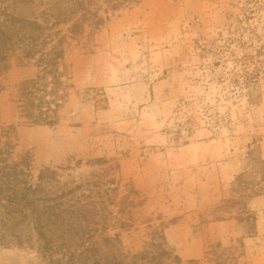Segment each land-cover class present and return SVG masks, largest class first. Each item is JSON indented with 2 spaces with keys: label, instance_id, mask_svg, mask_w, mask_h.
I'll return each instance as SVG.
<instances>
[{
  "label": "rangeland",
  "instance_id": "obj_1",
  "mask_svg": "<svg viewBox=\"0 0 264 264\" xmlns=\"http://www.w3.org/2000/svg\"><path fill=\"white\" fill-rule=\"evenodd\" d=\"M34 1L22 16L56 3ZM85 1L103 22L77 36L56 27L74 85L59 124L20 118L21 83L38 69L13 56L1 82V145L11 143L12 161L32 155V183L44 167L58 170L54 190L99 175L115 180V219L105 232L113 242L101 245L104 255L142 252L159 231L182 264H264V192L237 191L236 181L243 174L264 186L253 161L264 160V0H130L116 11ZM132 186L136 207L121 228L118 208ZM90 189L73 197L103 198ZM248 212L254 231L240 222ZM17 233L19 240L2 242L0 232V264H46L33 224Z\"/></svg>",
  "mask_w": 264,
  "mask_h": 264
},
{
  "label": "trees",
  "instance_id": "obj_2",
  "mask_svg": "<svg viewBox=\"0 0 264 264\" xmlns=\"http://www.w3.org/2000/svg\"><path fill=\"white\" fill-rule=\"evenodd\" d=\"M104 1L106 10L116 11L130 0ZM34 2L0 0V93L2 79L9 70V62L13 56L21 62H34L38 69L37 74L21 83L18 99L20 118L27 120L31 125L54 127L60 122V111L67 101L68 90L74 87L71 83L70 68L66 63L67 39L62 30L56 27L65 24L68 26V33L77 36L84 32L85 24L96 26L104 19L89 8L91 1L85 0H56L55 4L37 11V17L22 16V6L30 5L32 9ZM13 127L14 125L9 130ZM11 146L8 141L3 145L0 143L2 242L10 238L19 240L17 230L23 223L31 222L37 232L39 252L47 259L46 264L183 263L181 257L167 247L164 232L159 231H155L151 244L142 252L128 253L121 258L116 255H104L101 245L108 246L113 242L105 232L115 219L113 212L109 210L110 205L116 204L115 197L119 193L115 180L108 178L103 183L106 175H99L96 180L85 183V186L74 183L70 187L64 184L58 185L54 190L51 185L60 183L59 172L44 167L39 171L37 183H32L35 179L31 170L32 155L27 152L18 161H12ZM253 161L264 169V160L253 158ZM95 162L107 161L99 159ZM236 181L237 191H244L245 194L251 192L252 195L264 192V186L246 181L243 174L239 175ZM260 181L264 182V175ZM84 187L98 188L97 194L102 193L103 198L94 201L85 193L74 198L73 196ZM133 194L138 195L139 191L132 186L119 205L117 223L121 228H127L131 224V220L123 216L127 209L136 207L135 201L130 199ZM85 198L87 200H83ZM230 205H239V202H232ZM240 222L247 224L252 231L256 230L257 220L252 213H246ZM102 232L101 238L97 239V233ZM249 235L252 237L254 233ZM213 255H216V252ZM221 260L211 262L224 264ZM189 264L202 263L190 261Z\"/></svg>",
  "mask_w": 264,
  "mask_h": 264
}]
</instances>
